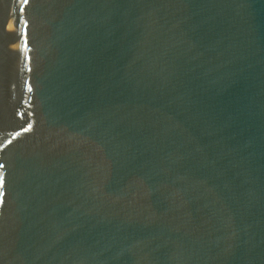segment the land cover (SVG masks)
Segmentation results:
<instances>
[{"label": "water", "instance_id": "1", "mask_svg": "<svg viewBox=\"0 0 264 264\" xmlns=\"http://www.w3.org/2000/svg\"><path fill=\"white\" fill-rule=\"evenodd\" d=\"M0 264H264V0H0Z\"/></svg>", "mask_w": 264, "mask_h": 264}, {"label": "snow or ice", "instance_id": "2", "mask_svg": "<svg viewBox=\"0 0 264 264\" xmlns=\"http://www.w3.org/2000/svg\"><path fill=\"white\" fill-rule=\"evenodd\" d=\"M25 2H27V0H25Z\"/></svg>", "mask_w": 264, "mask_h": 264}]
</instances>
